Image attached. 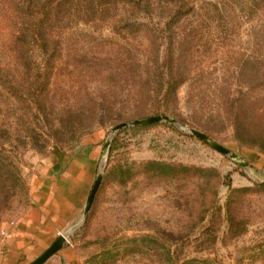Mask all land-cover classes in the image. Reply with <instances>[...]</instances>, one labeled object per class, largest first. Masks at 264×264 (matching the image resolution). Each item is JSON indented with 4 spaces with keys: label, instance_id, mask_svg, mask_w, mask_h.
I'll use <instances>...</instances> for the list:
<instances>
[{
    "label": "rangeland",
    "instance_id": "rangeland-1",
    "mask_svg": "<svg viewBox=\"0 0 264 264\" xmlns=\"http://www.w3.org/2000/svg\"><path fill=\"white\" fill-rule=\"evenodd\" d=\"M191 1L197 3L198 16L184 20L180 31L189 32L200 22L204 27L211 20L221 26L212 37L218 38V45L227 44L225 60H244L256 51L254 58L261 62L264 36L259 27L264 26V0H228L233 3L229 16L219 15L211 3L227 0ZM92 19L71 20L72 40L86 41L73 48L86 46L88 59L95 57L93 64L102 67L113 63L103 60L106 54L94 52H113L116 56L111 59L117 65L120 57L111 49H116L115 43L123 44L125 21ZM134 20L147 25L165 23L135 14L127 24ZM94 40L99 44L94 45ZM62 52L63 56L72 53ZM6 57L0 37L3 69L15 75L5 86L13 90L21 86L25 92L20 101L9 100L0 85V153L11 168L10 179L0 189V256L7 244L1 241V231L28 213L37 182L46 190H58L56 182H68L69 169L77 163L85 183L84 187L74 184L73 190H86L85 200L78 218L58 234L67 239L64 248L46 264L56 259L55 264H264V189L255 187L264 184V147L259 139L238 141L231 125L210 133L248 164L242 168L192 136L179 114L171 116L178 124L129 127L112 134L115 126L99 125L92 108L76 97L74 70L67 71L64 62L47 82L45 75L36 77L35 65L16 66ZM233 64L220 76L238 82L243 77L234 74ZM255 78L264 89V71ZM186 91L183 87L179 93L184 109ZM247 93L254 97L252 91ZM258 97L255 107L264 110V93ZM181 114L185 118L186 112ZM254 118L262 131L264 112ZM116 137L109 160L110 148L105 154L104 146L110 140L111 147ZM153 162L184 165L190 171L163 175L164 171L148 165ZM98 173L103 175L102 182L85 218L86 200Z\"/></svg>",
    "mask_w": 264,
    "mask_h": 264
},
{
    "label": "trees",
    "instance_id": "trees-1",
    "mask_svg": "<svg viewBox=\"0 0 264 264\" xmlns=\"http://www.w3.org/2000/svg\"><path fill=\"white\" fill-rule=\"evenodd\" d=\"M211 3L221 16H229L233 7L228 0ZM197 11V3L191 0H0V37L2 47L8 53L6 60L20 67L27 63L35 65L36 77L45 75L47 82L55 75L59 64L64 62L69 72L72 68L74 84L78 86L76 97L92 108L99 125L113 127L152 116L179 114L190 129L199 130L210 138V133L231 125L236 140L255 137L264 147V125L263 130L258 131V123L253 120L264 112L255 107L260 101L258 96L264 93L255 78L259 71H264V58L261 62L255 59L254 51L244 60H225L227 44L218 45V38L212 37L221 26L211 20H206L204 27L200 22L189 32L180 31L181 23L198 16ZM135 14L149 20L162 19L165 23L147 25L134 20L132 25L127 24ZM76 17L87 20L91 17L97 22L106 18L125 21L121 27L125 36L121 40L123 44L115 43L116 49H111L120 57L117 65L111 59L116 56L113 52H94L106 54L103 60L113 63L102 67L93 64L95 59L91 58L95 57L88 59L86 46L73 48L86 43L83 39L72 40L73 31L69 28ZM259 28L264 36V26ZM93 43L99 44L97 40ZM63 50L72 53L63 56ZM29 51L31 54L28 55ZM65 58L68 60L63 61ZM232 64L234 74L243 77L238 82L220 76L227 74ZM2 65L0 61V85L9 100L20 101L25 92L21 86L14 90L5 86V83H12L15 75L10 76ZM88 79L96 84L89 83ZM183 87H187L185 109L180 108L179 100ZM247 90L252 91L254 97L248 96ZM182 111L186 112L185 118ZM153 125L159 123L134 129ZM125 131L123 129L117 135ZM116 143L117 137L110 147L109 160ZM8 163L0 153V189L10 179ZM148 165L158 167L165 172H159L163 175L177 176L180 171H190L184 165L160 162ZM255 187L264 189V184Z\"/></svg>",
    "mask_w": 264,
    "mask_h": 264
},
{
    "label": "crops",
    "instance_id": "crops-1",
    "mask_svg": "<svg viewBox=\"0 0 264 264\" xmlns=\"http://www.w3.org/2000/svg\"><path fill=\"white\" fill-rule=\"evenodd\" d=\"M76 164L69 169L68 182H56L58 190H46L37 182L39 188L32 190L34 199L28 213L1 231V236L6 234L7 244L0 264H31L55 242L64 227L78 218L86 190H73L74 184L84 187L85 183L80 180L82 170Z\"/></svg>",
    "mask_w": 264,
    "mask_h": 264
},
{
    "label": "water",
    "instance_id": "water-1",
    "mask_svg": "<svg viewBox=\"0 0 264 264\" xmlns=\"http://www.w3.org/2000/svg\"><path fill=\"white\" fill-rule=\"evenodd\" d=\"M169 123V124H178V121L176 119H173L169 116H154L150 118H144L140 120H135L132 122H124L116 125L115 127L112 128L111 133L115 134L118 131L129 128V127H140V126H148L152 125L155 123ZM190 134L202 142L206 143L209 145L211 148L219 152L220 154L229 157L230 159L234 160L239 166L242 168H246L248 166L247 163L243 162L240 160L239 156L236 154L232 153L230 150L225 148L223 145L219 144L216 142L214 139L210 138L209 136L205 135L204 133L200 132L199 130L196 129H189ZM111 141L108 140L104 146V152L105 154L108 153L109 148H110ZM103 175L101 173H98L97 178L95 180V183L93 185V188L91 190L90 195L88 196L85 204V209H84V217L86 218L87 215L89 214L92 205L94 203L95 197L98 193V190L100 188L101 182H102ZM67 243L66 237L64 235H60L55 242L43 253L41 254L35 261H33L31 264H46L47 261L53 257L55 254L60 252L65 244Z\"/></svg>",
    "mask_w": 264,
    "mask_h": 264
},
{
    "label": "built area",
    "instance_id": "built-area-1",
    "mask_svg": "<svg viewBox=\"0 0 264 264\" xmlns=\"http://www.w3.org/2000/svg\"><path fill=\"white\" fill-rule=\"evenodd\" d=\"M6 239V234H3L2 241H5Z\"/></svg>",
    "mask_w": 264,
    "mask_h": 264
},
{
    "label": "bare ground",
    "instance_id": "bare-ground-1",
    "mask_svg": "<svg viewBox=\"0 0 264 264\" xmlns=\"http://www.w3.org/2000/svg\"><path fill=\"white\" fill-rule=\"evenodd\" d=\"M67 240V239H66Z\"/></svg>",
    "mask_w": 264,
    "mask_h": 264
}]
</instances>
